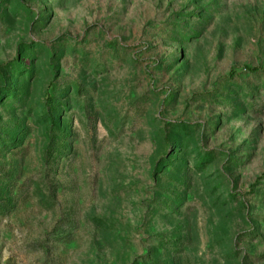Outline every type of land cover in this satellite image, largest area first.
<instances>
[{"label": "rangeland", "instance_id": "rangeland-1", "mask_svg": "<svg viewBox=\"0 0 264 264\" xmlns=\"http://www.w3.org/2000/svg\"><path fill=\"white\" fill-rule=\"evenodd\" d=\"M249 68L264 0H0V264H264Z\"/></svg>", "mask_w": 264, "mask_h": 264}, {"label": "trees", "instance_id": "trees-1", "mask_svg": "<svg viewBox=\"0 0 264 264\" xmlns=\"http://www.w3.org/2000/svg\"><path fill=\"white\" fill-rule=\"evenodd\" d=\"M249 72H252V73H264V69H259V68H249L248 69ZM50 120L53 121L54 117L50 115Z\"/></svg>", "mask_w": 264, "mask_h": 264}]
</instances>
